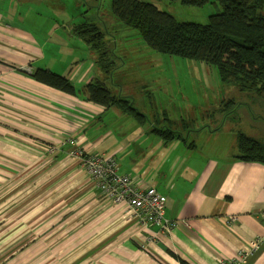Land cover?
Segmentation results:
<instances>
[{
	"label": "crops",
	"instance_id": "1",
	"mask_svg": "<svg viewBox=\"0 0 264 264\" xmlns=\"http://www.w3.org/2000/svg\"><path fill=\"white\" fill-rule=\"evenodd\" d=\"M94 2L71 0L72 12L66 10L67 0H0V216H13L11 210L23 206L20 199H13L5 206L10 213L1 209L7 202L2 198L7 193L4 156L12 165L13 185L24 181L16 194V187L9 191V201L17 195L26 197L23 217L45 214L37 226L41 236L34 242L31 231L22 236L16 233L18 226H11L12 236H22L11 243L15 247L9 256L15 254L16 261L11 258V264H18L19 258L20 264H180L169 252L188 264H224L240 249L249 250L256 237H264V166L233 160L238 154L236 134L252 137L240 125L250 127L247 118L257 124L264 121L263 105L255 107L258 117H253L252 107L257 105L250 104L243 113L235 111L238 120L229 130L224 125L230 118L221 114L217 115L222 117L221 126L205 125L188 132L186 141L164 143L150 133L151 127L142 129L116 108L106 110L85 96L67 95L36 82L31 75L38 69L65 76L77 88L102 78L96 52L72 33L78 24H93L94 19L83 18L81 10L87 8L97 17ZM113 59L116 69L110 78L117 79L115 86H108L115 93L129 94L123 89L133 82L124 79L127 64ZM159 67L155 62L142 69L156 75ZM191 133L194 147L187 143ZM70 139L88 153L114 157L119 173L131 175L140 188H155L165 197L164 216L176 221L177 227L164 233L155 225L128 221L125 206L99 197L86 172L69 157ZM205 141L210 144L205 146ZM48 174L55 180L52 187L46 185L49 178L43 180ZM35 175L46 183V192L41 203L33 204L30 197L36 194L32 195L29 180ZM55 198L66 214L53 229L56 224L49 221V213L56 207ZM228 216H235L236 222L228 224ZM26 240L31 241L29 246ZM22 243L26 247L18 252ZM246 264H264V241Z\"/></svg>",
	"mask_w": 264,
	"mask_h": 264
},
{
	"label": "trees",
	"instance_id": "2",
	"mask_svg": "<svg viewBox=\"0 0 264 264\" xmlns=\"http://www.w3.org/2000/svg\"><path fill=\"white\" fill-rule=\"evenodd\" d=\"M168 1L195 8L213 4L219 11L209 15L206 24L178 22L169 12L160 10L151 2L111 0L110 13L124 26L136 31L149 49L165 56L212 65L218 73L220 82L232 87L236 92L235 97L242 99V102L238 103L239 106L246 103L247 108L250 104L257 105L258 102H262L264 111V0ZM104 23L100 26L97 22L93 24L84 22L76 25L72 32L96 52V65L103 73L101 79H94L77 88L67 77L48 69H38L31 77L36 82L61 93L85 96L88 101L106 110L116 108L137 124L143 125L148 117L137 109L135 101H132L133 95L115 93L108 86V80L111 82L110 73L116 69L113 58L118 56L115 55L112 41L104 37L105 34H109ZM231 105H235L232 99L227 101L225 108ZM217 111L208 113V117L211 115V118H215L221 114L222 117H231L229 115L231 112L224 114ZM149 124L150 133L158 136L164 143L178 139L186 141V135H182L181 132L186 134L193 132L189 129L186 131L181 129L179 132L171 129V126ZM236 144L238 154L233 160L264 166L263 139L237 133ZM188 146L194 147V141L189 142ZM169 254L180 264H188L172 252Z\"/></svg>",
	"mask_w": 264,
	"mask_h": 264
},
{
	"label": "rangeland",
	"instance_id": "3",
	"mask_svg": "<svg viewBox=\"0 0 264 264\" xmlns=\"http://www.w3.org/2000/svg\"><path fill=\"white\" fill-rule=\"evenodd\" d=\"M86 1L90 3V0ZM140 1L154 3L160 10L169 12L178 22L206 24L208 22V16L219 11V8L213 4H208L202 8H195L182 6L178 2L171 3L168 0ZM211 1L215 2V0ZM67 3L69 6L66 5V10L73 12L71 0H67ZM94 3L97 4L98 13L100 15L97 17L92 16L88 11H86L87 8L83 7L81 14L85 15L82 17L94 19L93 23L97 22L100 26H102L105 22L104 25L107 26V32L109 34H105L104 37L105 39L107 38L108 40L112 41L115 55L122 58V60L126 62L127 65H136L135 67L127 66V69L124 71V79L127 81L132 79L133 82L129 85H126L123 89H128L129 94L133 95L131 96L133 99L132 101H135L137 109L140 108L142 114L148 117L147 121L143 124L144 126L141 125L139 127L142 129H147L150 128L149 123H151L152 125L157 124L159 126H171V129L177 130L179 132L182 131L181 129H184L185 131L187 129L197 131L199 128L201 129L202 126L205 125L216 128L220 125L222 117L209 118L207 114L216 110H218L217 112H223L224 114L231 112L229 114L231 115L229 119L231 123L227 122L224 125V130H229L232 124L236 123L234 120H238V116L235 115V111H240L243 113L246 107L244 105L239 106L238 103H241L242 99L235 97L236 92L232 87L225 86L220 82L221 80L218 76V73L216 69L212 67V65H208L207 63L199 61H189L177 57L165 56L159 52L149 49L136 31L124 26L110 13L111 0H97V2ZM74 13H76V16L79 17L80 14L77 12V10ZM69 15L70 14H67V16H65L66 19H68ZM59 17L61 19V15H59ZM56 21L61 23V20ZM77 23L78 22H75L74 25ZM155 62L160 63V67L155 70L156 75L153 72H150V74H144L145 71L142 69L145 65L144 63L150 64ZM165 78H167V81ZM110 79L111 82L110 80L108 81L110 86H115V80L117 77L113 76ZM123 83L124 81L122 84ZM231 99L234 101L235 105L225 108V104ZM244 102H246V100ZM261 103L262 102H258L257 106H252L254 107L253 117H258V115H260L259 111H256L257 109H255V107L259 108L258 106H260ZM247 115H249V113H247ZM201 116H206V118H202ZM255 121H257V119H255ZM247 122L250 127L247 128L246 125L242 124L239 128H243V131L248 130L251 132L252 137L264 139V121L260 120V123L257 124L256 122L251 121V118H247ZM109 124L111 129L114 131L115 129L113 128L114 124H112V120L109 122ZM181 133H183L182 135H186L184 132ZM115 136L118 137V135ZM126 136L127 135L120 136V139L125 138ZM194 138L195 133H191L189 135L188 141L191 142L194 140ZM222 138H227V140H229V137L226 135H222ZM205 143V146L210 144L208 141H205ZM77 145L80 146L78 142ZM77 145H74L75 149L78 147ZM231 151H233V149ZM8 160L9 159L6 156H4V160H2V167L8 170L6 172L7 176H5L6 179L3 181L4 190H7V193L2 196V198L4 200L6 199L7 202L6 204L2 203V206L5 207L8 204H12L13 199H20L18 200V203L23 206H19L17 210L12 209L11 212L14 214L13 216L8 213L7 215L2 214V216H0V264H11V258L14 261L13 263H16L14 260L15 254L9 256L11 248L13 250L15 247V245L11 243H16V241L20 240L22 236H25L28 231H31L30 233L36 235L33 238V242L41 236L40 232L37 231V226L41 223V218L45 215L40 214L38 216L39 218L33 217L32 219L29 217H23L22 214H25L24 211H26V206L24 205L26 197L21 198V195H17L9 201V198L12 196L10 192L16 187V189L13 191L14 195L20 188H24V181L20 182V186L19 183H17L16 186L13 185L14 180L10 177L11 173L9 172V169L12 168V165ZM40 169L44 172H48L47 169ZM18 171L20 170L18 169ZM50 177L52 176H49L48 174V176H46L43 180L48 178L50 179ZM31 179L32 178L29 180V184H31V188L33 190L32 195H36L33 198L30 197L29 203H41L43 198L42 194L46 192V183H43L41 180L42 177L39 175H35V177L32 180ZM46 182L49 183L46 185H51V187L53 184H55V180L52 178ZM54 202L56 207L50 210L51 212L49 213V221L56 224L53 229L57 227L58 219L61 218L62 221L63 216L66 214L65 211H61L59 209V199L55 198ZM1 209H5L7 212H9L7 207ZM11 226H18L16 227L18 229L16 233L18 234L19 231L23 233V235L16 239L18 235L16 237L15 235H11V232L14 230V228H11ZM8 228H11L10 233L3 236V233L9 231ZM9 235L12 236V240L9 239ZM26 242H28V244H26L27 246H29L31 243L30 240H26ZM24 244L25 243H22L21 245L19 244L17 246L18 252L20 251V247H26ZM35 244L39 245V242H35ZM20 260L21 259L19 258L17 262L18 264H20Z\"/></svg>",
	"mask_w": 264,
	"mask_h": 264
},
{
	"label": "built area",
	"instance_id": "4",
	"mask_svg": "<svg viewBox=\"0 0 264 264\" xmlns=\"http://www.w3.org/2000/svg\"><path fill=\"white\" fill-rule=\"evenodd\" d=\"M67 144L70 146L69 157L74 158L86 172L98 196L112 205L123 204L128 221H136L143 226L155 225L164 233L177 227L176 221L164 216L165 197L155 188H140L131 175L119 173V165L112 156L88 153L73 139L68 140ZM74 145L78 147L75 149ZM235 222V216L227 217L228 224ZM263 241V236L256 237L249 250L240 249L224 264H246L248 257L260 249Z\"/></svg>",
	"mask_w": 264,
	"mask_h": 264
}]
</instances>
